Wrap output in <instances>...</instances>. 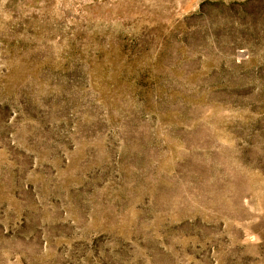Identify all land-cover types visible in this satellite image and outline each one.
<instances>
[{
	"label": "rangeland",
	"instance_id": "1",
	"mask_svg": "<svg viewBox=\"0 0 264 264\" xmlns=\"http://www.w3.org/2000/svg\"><path fill=\"white\" fill-rule=\"evenodd\" d=\"M0 264H264V0H0Z\"/></svg>",
	"mask_w": 264,
	"mask_h": 264
}]
</instances>
